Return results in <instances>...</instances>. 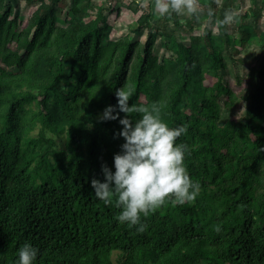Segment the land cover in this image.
I'll return each mask as SVG.
<instances>
[{
  "label": "trees",
  "instance_id": "trees-1",
  "mask_svg": "<svg viewBox=\"0 0 264 264\" xmlns=\"http://www.w3.org/2000/svg\"><path fill=\"white\" fill-rule=\"evenodd\" d=\"M24 1L36 8L18 31L17 10L0 0V264H16L28 242L36 264H264V64L250 67L239 93L224 80L204 83L206 71L227 69L226 52L264 46V0L228 23L221 8L235 13L231 0H198L184 19L133 0L142 13L131 32L146 37L116 40L113 0ZM159 37L172 55L155 53ZM125 85L130 105L160 102L170 127H187L177 143L199 184L195 200L142 215L143 232L119 222L116 197L105 204L91 184L105 179L104 164L115 171L122 151L124 126L103 114ZM223 97L229 111L241 105L243 120L221 124Z\"/></svg>",
  "mask_w": 264,
  "mask_h": 264
},
{
  "label": "clouds",
  "instance_id": "clouds-1",
  "mask_svg": "<svg viewBox=\"0 0 264 264\" xmlns=\"http://www.w3.org/2000/svg\"><path fill=\"white\" fill-rule=\"evenodd\" d=\"M155 8L162 14L174 11L198 12V0H155ZM235 17L227 12L222 23ZM118 105H108L103 119H120L124 126L118 133L125 138L122 151L114 155L115 171L103 165L105 179L93 178L91 184L95 195L105 204H111L113 196L122 210L117 214L121 223L137 226L145 231L142 215L148 216L159 206L171 201L184 204L196 199L199 184L191 178L185 164L186 147L177 143V138L187 132V127H170L163 119L160 102L150 105H130L131 92L127 85L116 90ZM117 107L119 110H117ZM139 112L142 115L133 119L120 112ZM219 230V226H217ZM38 247L28 242L19 249L16 264H36Z\"/></svg>",
  "mask_w": 264,
  "mask_h": 264
},
{
  "label": "rangeland",
  "instance_id": "rangeland-1",
  "mask_svg": "<svg viewBox=\"0 0 264 264\" xmlns=\"http://www.w3.org/2000/svg\"><path fill=\"white\" fill-rule=\"evenodd\" d=\"M103 1V0H101ZM133 0H113L112 5L119 8V11L114 10L113 13L109 14V22L112 23L114 26L113 31L111 33V38L116 40L126 34H130L133 37L140 35L142 39H145L146 37V30L140 31V33L137 32H131V30L134 29L136 26V21L139 18V16L142 13V10H139L138 12L133 11L128 7V5ZM152 1V0H149ZM233 2V5L235 6V14L238 13H244L248 7L252 4L251 0H231ZM7 3H11L13 5V8L17 10L16 14L19 19V24L17 26V30L21 31L23 28L27 26L28 20L36 8L35 5H30L24 0H7ZM66 3V2H64ZM68 3V0H67ZM143 7H147V2H144ZM198 10H199V4H198ZM172 11H170L169 14H163L165 16H169ZM221 12L227 13V11L223 10L221 8ZM155 13L159 14L160 12L156 10ZM15 14V15H16ZM197 13H189L187 11L181 13L182 19H184V16H195ZM254 17L250 16L245 19L248 23H254ZM258 27L260 28V31L264 33V10L261 19L258 22ZM198 30V29H197ZM213 31L215 33L218 32L217 25L213 26ZM187 34V33H186ZM182 33V30L180 28H176V36L179 40L183 41L186 44L190 43V38L188 35ZM240 52L238 54L229 53L226 52L227 56V69L223 71V73L226 75V78L223 79V73H216L211 71H206L205 73V80L204 83L206 85H212L220 80H224L228 82L231 86V88L236 92H241L242 89L247 84V73L252 66L261 67L264 64V46L260 47L255 44L249 45L246 48L242 49L239 48ZM154 51L157 55L160 56H170L172 53L170 51H167L165 48H163L160 44V37L158 38ZM237 76H240L241 79H243V82H239L237 79ZM259 83L261 86V90L264 91V80L259 79ZM150 99V98H149ZM143 100L145 98L143 97ZM221 104V124L225 122L227 119L232 118L236 120H243L244 118V112L242 111L241 105H237L234 107L233 110H228L224 105V97L220 100ZM106 121V119H105ZM63 138L57 137V142L59 147H63Z\"/></svg>",
  "mask_w": 264,
  "mask_h": 264
}]
</instances>
